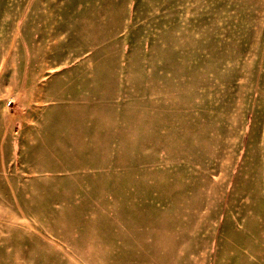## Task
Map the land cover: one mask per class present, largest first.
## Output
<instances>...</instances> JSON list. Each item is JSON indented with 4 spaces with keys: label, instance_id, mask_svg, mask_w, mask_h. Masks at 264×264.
<instances>
[{
    "label": "rangeland",
    "instance_id": "1",
    "mask_svg": "<svg viewBox=\"0 0 264 264\" xmlns=\"http://www.w3.org/2000/svg\"><path fill=\"white\" fill-rule=\"evenodd\" d=\"M0 264H264V0H0Z\"/></svg>",
    "mask_w": 264,
    "mask_h": 264
}]
</instances>
